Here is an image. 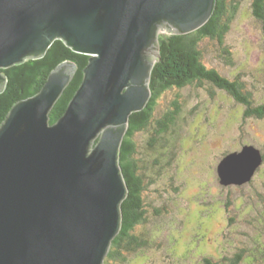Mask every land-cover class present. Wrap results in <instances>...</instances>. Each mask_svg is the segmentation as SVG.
Listing matches in <instances>:
<instances>
[{"label":"water","instance_id":"obj_1","mask_svg":"<svg viewBox=\"0 0 264 264\" xmlns=\"http://www.w3.org/2000/svg\"><path fill=\"white\" fill-rule=\"evenodd\" d=\"M216 4L0 0V70L43 58L55 41L88 56L57 122L49 123V113L76 70L70 62L56 67L37 94L15 103L0 124V264H103L128 193L120 146L130 116L151 97L157 33L194 32ZM5 83L0 73V93ZM242 151L219 164L222 184L236 182L234 172L250 180L261 164L257 149Z\"/></svg>","mask_w":264,"mask_h":264},{"label":"rangeland","instance_id":"obj_2","mask_svg":"<svg viewBox=\"0 0 264 264\" xmlns=\"http://www.w3.org/2000/svg\"><path fill=\"white\" fill-rule=\"evenodd\" d=\"M239 2L224 41L229 55L217 43L204 41L202 62L224 78H239L260 104L264 102V31L251 14V0ZM173 33L157 34L164 38ZM159 51L158 40L153 67ZM176 97L180 112L175 124L161 134L157 121L172 111L169 104ZM242 112L241 105L210 83L167 90L158 97L148 126L133 138L142 220L150 218L133 231L157 232L154 244L122 252L123 260L108 264H202L204 257L231 256L235 249L251 246L253 237L264 240V159L250 180L234 172L238 180L222 184L218 173L226 157L242 153L248 145L264 157V120L245 119ZM159 210L160 215H155Z\"/></svg>","mask_w":264,"mask_h":264},{"label":"trees","instance_id":"obj_3","mask_svg":"<svg viewBox=\"0 0 264 264\" xmlns=\"http://www.w3.org/2000/svg\"><path fill=\"white\" fill-rule=\"evenodd\" d=\"M236 1L217 0L211 18L200 29L190 34L170 35L158 39L160 46L158 64L153 67L149 84L151 97L142 111L130 116L127 132L120 146L119 165L128 193L121 205L123 219L120 232L111 243L103 264H108V261L115 259L123 260L122 252H136L154 244L153 239L157 232L151 233L145 230L137 234L133 231L138 224L146 225L150 219L142 220L144 215L139 197L142 188L140 187L141 181L135 175L133 138L135 133L148 126L156 108V100L160 95L171 89L181 90L193 84L202 87L205 83H210L243 107V118L264 120V102L255 103L239 78L234 80L224 78L217 70L208 68L202 62L201 46L204 41L217 43L226 56L229 55L224 41L229 32L230 23L240 6L239 0ZM251 14L260 22L264 31V0H251ZM87 61L88 56L76 54L63 42L55 41L43 58L35 61L29 60L6 70L1 69L0 73L6 78V87L0 94V124L15 103L37 94L42 89L52 70L64 62H70L75 65L76 71L49 113V123L52 125L57 122L82 82L83 69ZM169 106H172V111L170 109L162 120L157 121L161 134L165 132L168 125L175 124L174 119L181 109L178 97ZM228 154L226 153L223 157ZM261 158L264 159L262 155ZM159 213L160 210L155 212V215ZM202 264H264V240L259 241L257 237H253L251 246L237 248L231 256L221 254L218 258L204 257Z\"/></svg>","mask_w":264,"mask_h":264},{"label":"clouds","instance_id":"obj_4","mask_svg":"<svg viewBox=\"0 0 264 264\" xmlns=\"http://www.w3.org/2000/svg\"><path fill=\"white\" fill-rule=\"evenodd\" d=\"M73 64V63H72ZM75 66V65H74ZM76 71V70H75ZM75 73V72H74ZM74 75V74H73ZM105 260V259H104ZM104 263V262H103Z\"/></svg>","mask_w":264,"mask_h":264},{"label":"bare ground","instance_id":"obj_5","mask_svg":"<svg viewBox=\"0 0 264 264\" xmlns=\"http://www.w3.org/2000/svg\"><path fill=\"white\" fill-rule=\"evenodd\" d=\"M174 34V33H173ZM107 255V254H106Z\"/></svg>","mask_w":264,"mask_h":264}]
</instances>
